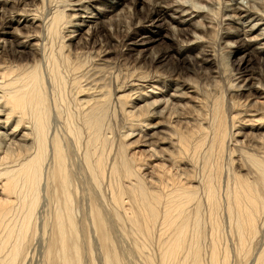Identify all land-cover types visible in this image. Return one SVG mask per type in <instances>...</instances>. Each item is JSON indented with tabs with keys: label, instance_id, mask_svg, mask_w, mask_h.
<instances>
[{
	"label": "bare ground",
	"instance_id": "bare-ground-1",
	"mask_svg": "<svg viewBox=\"0 0 264 264\" xmlns=\"http://www.w3.org/2000/svg\"><path fill=\"white\" fill-rule=\"evenodd\" d=\"M1 1L3 2V0ZM113 1L114 0H109V2L112 3ZM236 1H233L235 4L231 10L234 12L243 10L242 7H240V2L238 3ZM123 4L124 0L117 5L118 8ZM182 4L186 5L185 3ZM76 5L79 6L76 10L79 12L82 11L86 14L85 16L80 15V13L79 15L72 13L64 14V11L57 10V15L52 13L54 14L53 17L50 16L51 18L49 20L52 19V22L50 21L51 23L49 24H51V26L49 25L48 28L47 25L46 29L48 28L49 30H47L52 33H59L60 31L57 29L61 26L59 25L61 24L60 22H64L65 20L66 22L64 25L67 26V22L70 23L67 20H72L71 18H79L81 21L79 20L80 22L78 21L72 25L76 27V29H73L70 32H84L86 37H91L96 26H92L95 27L92 31L89 28L86 32L82 31L83 27H90V23L92 22H95L97 26L103 24L104 14L101 10L96 13L90 12L88 5L82 6L85 9L80 7V3H77ZM195 6L196 5H193V7ZM69 10L76 11L74 9ZM84 10L87 11L85 12ZM154 11L155 9H152L150 10V13H153ZM230 18H232V16ZM246 19H248V17H245V20ZM0 20L2 21L1 24L6 27L13 21L8 15L1 16ZM186 22L188 26H194L193 22L195 21H192V18L181 20V23ZM256 29H258V26L256 28V25L252 24L248 31ZM57 33L55 35H57ZM85 35H82L80 39H84ZM73 37L74 35L71 36L66 34L58 47L59 50L57 53H59L60 56H50L47 58L48 61L46 62V69L51 83L50 85H53L54 88L58 90H62L65 84L66 78L63 71L72 72L73 74L71 84H69V82L68 84L70 86L72 85L71 89L74 91L75 105L77 108L74 107V109L78 110V119L76 118L75 122L68 116L67 119H65V122H63L65 124V132L60 136L61 138L65 136L74 142L77 141L76 143L79 142L78 139L80 136L83 137L82 141H85L86 147L84 148V151H81V149L80 151L83 152V154L85 153L84 163H86L87 166L84 165L87 167L90 177L89 179L90 181H93V183H102L103 180L106 181L105 177L108 176V174L106 173L105 168H107V165L110 168L111 173L108 172L109 177L107 178H110L109 180L111 184H109L108 190H105L109 191L107 197L104 195L106 199H108L106 200L103 197V194L101 198H104L103 200H106L107 202L109 200L111 201L110 206L113 208L112 218H114V221H112L117 222V226L119 223L118 228L121 229L123 223L124 225L125 223L137 225V229L134 228V230H136L135 233L132 231L133 236L131 235L134 243V246L131 248L132 252L136 254L138 259H141V261L146 264H156V260L160 261V264H170L175 261L174 259H176L177 256L181 255L178 253L181 246L187 244L185 245L187 248H184L190 256L188 257L190 258V262H188L190 264H202L199 260L201 246L197 244L198 238L200 237L199 240H201L202 237L200 233L204 232V230H200L201 232L199 233V228L202 226L201 223H205V225L207 224L206 227H211V241L208 240L210 242V253H208L209 251H206L207 255H204L205 252L203 255L207 256L206 258L209 257L208 260L211 261V264H227L229 254L226 250L227 248H223L226 251L223 252V256H220V243H218L216 237V231L220 225L218 220V206L220 201L219 190L221 189L218 190V186L220 185H218L215 180L217 179L221 182L218 178L223 175L222 172L225 169H223V162H221L224 157L223 151L228 147L229 141L237 143V145L243 148L242 152L249 160L247 164L243 161L242 162L246 166L250 165L252 172H247L248 170H245L247 167L244 168L242 163L237 165L239 168L236 173L234 172V178H232V180L234 179V183L229 186H224L225 188L227 187L226 192L224 190L225 194L227 193L225 197H228V208L231 210L235 209L239 212L235 224L238 223L239 226H249L250 228L255 227V221L259 220H256V211H258L264 203V201L261 202L264 196V142L261 137L264 133L262 135L259 133L264 128V106L259 104L258 108H254L244 104L238 99L233 103L234 107H232L234 110H232L233 112L230 113L231 115L227 117L228 119L223 117L226 114L222 115L218 113L221 110H218L217 112L214 109L215 111L213 115L211 114L212 116L207 124L202 125L201 121H198L197 124L194 123V125H190L191 122H185L187 126L186 131L184 132V129H181L182 125H180L181 122L179 123V118H176V120L173 119L174 117H178V114L180 113H178L176 108L177 104L173 102L174 100H178V102L182 100L181 96L183 95L180 96L179 94H184V92H181L183 89L182 86L180 87L174 84V92L170 93L166 89L160 88V85L162 84H159V86L155 87L156 89H159V91L156 92L153 89L154 86H150L151 84L144 89L138 88L137 90V88H133L128 82L129 85L124 87L120 86L118 87L119 89L117 88L114 92L111 90L104 92L106 86H99L97 85L99 82H94V79H97L94 72L89 74V70L84 69V65L79 62H71L72 58L70 59L67 57L69 56L68 53L66 55L64 54V51L67 50V48L65 50L64 48L67 46L69 47V45H66L65 41ZM244 39L249 42L244 45L245 48L239 49L242 53L251 51L250 46H253L251 39H246L245 37ZM150 41H154V39H151ZM142 44H145L146 46L149 45L148 43ZM232 46L235 45L232 44ZM136 48L137 47L133 46L130 50L133 51ZM254 48L257 49L258 47L256 46ZM148 49L149 48L147 47L145 53H140L138 56L140 58L143 57L144 59L147 58L149 53ZM21 52L18 51V53ZM108 52L109 51H106V53ZM16 53L17 51L15 50V54ZM54 53L56 54V52ZM59 60L61 61V64H59ZM42 62L44 63V61ZM38 65L26 66L25 63L9 64L8 67L0 68V114L5 116V118L3 117V123L0 118V129L2 128L7 131L10 128L11 130L10 132H0V264H23L25 262L23 253L31 240L29 233L33 225L32 223L35 222H32V220H34L33 216H35V208L38 206L37 204L40 193L43 191V195H49L52 184H56V186L62 188L61 192L64 197L62 203L59 202L60 206L57 207L58 209L55 212L56 237L55 242L49 251L52 254L53 251H57L59 256H57V259L51 254L49 256L54 264H77L80 261L78 244L79 230H77L79 227L77 225H81L83 222L80 223V219H76L74 215V209L72 206V204H74L72 202L73 191L71 190L72 186L70 187L72 184L70 182L71 179L68 178L66 172L67 166L65 165V154L62 148L63 145L60 144V140L58 139L60 136L57 131H54L49 138L51 132V126L49 124L50 112L54 110L57 115L63 116L65 109H57V107L54 109L47 101L49 92L45 89L44 84V78H47V76H42L41 69L39 70L40 66ZM84 81H87V86H82L81 83ZM94 84L96 85L91 86ZM149 87H152L153 90L151 89V92L148 94L147 88ZM239 91L240 94L243 91H247V99L252 96V91L247 85L237 86V92ZM64 94H66V92ZM167 97L168 99L166 100ZM150 98H154V100L147 102ZM64 102L66 101L64 100ZM141 102H144V104H139ZM254 103L255 104L253 105L255 106L256 102ZM163 104L165 105L163 108L152 112L149 111L151 107H159ZM241 104L243 106H241ZM111 105L115 109L118 106V108L121 109V112L131 121L128 123H131L135 127L132 134H126L128 136L126 137L130 139L129 136H133L134 138L137 137V139L130 142L128 145L138 144L139 146L136 147V150L134 149L135 151L133 153H131L132 150L130 152L131 154H127V147H123L117 152L115 150L116 155L114 154V159L108 157V155L110 156V154H112L113 147L112 150L110 149L111 153L107 154V157L104 158V154L106 153H104V147H106L105 144H109V141L108 139L106 140L107 137H102V126L104 127L106 121L105 118L110 113L109 108ZM169 110L173 111L171 112ZM164 113H166V115L168 114V116L165 115L166 118L172 120V122H169L170 124H165L160 121L153 122L151 125L149 123L145 124L148 119L158 117V114ZM12 126L13 128H11ZM248 129L256 131V133H254L255 135L253 134L250 136L249 133L245 131ZM146 130L147 132L145 133ZM165 130L167 133H165ZM238 130L239 132H237ZM108 131L109 130L106 129V132ZM136 131H138V133H135ZM16 133H19V136L12 142L3 139V136H5L4 138L8 136L13 138L12 136ZM108 136L110 137V135ZM111 145H113V143ZM237 151V149L232 148L231 157L232 155H236ZM47 152H51L52 158L51 162L49 160L50 163H47L46 166L44 163L48 161L46 158ZM185 154H188V157L185 158ZM104 159H107V161L110 159L108 162H111L106 163L107 165H105L106 161ZM239 159L240 158L235 159V162L240 163ZM243 159L244 158H242V160ZM199 161L201 162L200 164H202V171L200 172H202V175L204 176L201 175L203 179H199L201 180V183L197 182L194 177V175H196L194 172L198 169L195 165ZM196 173H198L197 170ZM229 176L231 177V175ZM230 177H228V180ZM215 183L218 185L217 187L215 186ZM99 187L101 188L100 183ZM101 189H104V187ZM199 193H201L202 198L198 197V195H200ZM59 200L60 197L58 201ZM107 202H105V207L108 205ZM56 204L57 203H55V205ZM99 208L92 207L89 209V211L93 210V212L90 213L87 211V213L92 215L89 217V222L86 221V223H84L87 225L89 223L95 231L99 232L101 242L103 241L102 253L100 252L101 264H124L119 259V255L116 251L117 244L115 246L113 243L115 240L112 241L113 236L110 235L108 231L109 224L112 225L113 223L111 220L109 221V219H107L108 217L106 218L103 212L104 209L102 208V211L100 210L101 208ZM202 208L206 209L205 211H208V217L202 215ZM225 213H227V211ZM259 213L260 212H258V214ZM228 214L230 213L228 212ZM110 216L111 215H109V217ZM82 218H84V216ZM112 218L110 217V219ZM113 225L116 226L115 224ZM190 225H194V234H190L191 236H189L188 233V231L192 229L189 230ZM68 228L72 229L71 232L69 231L70 234L67 232ZM235 228H237V226ZM252 230L255 229L253 228ZM127 232L126 234H128ZM244 232L246 231L244 230ZM167 234L172 235L171 240L168 238ZM240 236V243L242 245L245 241V236L243 237L242 234ZM123 237H126V235ZM94 238L96 240L95 235ZM251 238L252 237H250V239ZM167 239H169V241H167ZM151 240L156 243H150ZM97 241L98 238L96 242ZM126 241H128V238ZM207 247H205V250L209 248ZM242 249L243 248H241V250ZM247 249H249V247ZM243 251L242 254H244ZM245 255L247 256V253ZM183 257H185V255L183 256L182 254L180 258ZM221 257H223V261L221 260L222 263L220 261ZM188 258L186 256V259ZM254 261L253 264H264V249Z\"/></svg>",
	"mask_w": 264,
	"mask_h": 264
},
{
	"label": "rangeland",
	"instance_id": "rangeland-1",
	"mask_svg": "<svg viewBox=\"0 0 264 264\" xmlns=\"http://www.w3.org/2000/svg\"><path fill=\"white\" fill-rule=\"evenodd\" d=\"M233 1L236 0H124V4L118 8L117 5H119L122 0H114V4L112 2H109V0H3V2L0 0V17L3 15H8V17L12 18L13 20L7 27L1 24L2 21L0 20V68L8 67L9 64L25 63L26 66L39 64L38 66H40L39 70L41 69L40 71L42 73V76L45 75L44 77L47 76L48 78H44L45 89H47V91L49 92L47 101L54 109L56 107L57 109H65L63 116L57 115L54 110L50 112L49 116V124L51 126L49 138L52 136L54 131H57L58 135L60 136L65 132V124L63 122H65V119H67L68 116L75 122L76 118L78 119V110L74 109V107L76 108L74 91L71 89L72 85H69L71 84L73 74L72 72L63 71V74H65L66 78L65 84L62 90H58L54 88L53 85H50L51 83L49 80V74L46 69V62L48 61L47 58H49L50 56H60V54L57 53V51L59 50L58 47L66 34L71 36L74 35L73 38L65 41L66 45H69V47L67 46L64 48V50L67 48V50L64 51V54L66 55L68 53L69 56L67 57L70 59L72 58L71 62H79L84 65V69L89 70V74L94 72L95 77L97 78L94 79V82H99L97 84L99 86H106L104 88L105 91L103 90L104 92H108L110 90L114 92L118 87H124L129 84L132 85L133 88H137V90L138 88L144 89L146 86H149L151 84L150 86H154L153 89L157 92L159 91V89H156L155 87L159 86V84H162L160 85V88H164L170 93H173L174 84L176 86H182L183 89L181 90V92H184V94L179 93L180 96L183 95L181 96L182 100L179 102L178 100H174L173 102L177 104L176 108L178 110V113H180L178 114V117H174L173 119L176 120V118H179V123L181 122L180 125H182L181 129H184L183 131L185 132L187 122H191L190 125H194V123L197 124L198 121H201L202 125H205L207 124V122H209L215 110L217 112L218 110H221L218 113L222 115L226 114L223 117H226V119H228L227 117H229V115H231L230 113L233 112L232 110H234L233 103L238 99H240L244 104L254 108H258L259 104H262L261 106H264V0H237L236 2H240V7H242L243 9L237 12L231 10L233 8V5L235 4ZM181 2L185 3L186 5L182 4ZM77 3H80V7L88 5V7L90 8V12L96 13L97 11L101 10L104 14L103 24L97 26L95 22H92L90 23V27H83L82 31L86 32L89 28L92 31L93 28H95L92 26H96V29L93 31L91 37H86L84 32H70L73 29H76V27L72 25L79 20L81 21V19L79 18H71L72 20H67L70 22H67V26L64 25L66 22L65 20L64 22L62 21L63 23L60 22L61 24L59 25L61 26L57 29L60 32H56L57 35H55L56 33L54 32H49V25L51 26V24L49 23L52 22V19H49L53 17L54 14L52 13H55V15H57V10L64 11V14L72 13L79 15L80 13V15H86L82 11L81 13L76 10L79 8V6L76 5ZM193 5L196 6L193 7ZM82 8L85 9L84 7ZM69 9H74L76 11H72ZM152 9H155V11L153 13H150V10ZM84 11L86 12L87 10ZM231 16L232 18H230ZM245 17H248V19L245 20ZM185 18H192V21H195L193 22L194 26H188L187 22L181 23V20H185ZM252 24L256 25V28L258 26V29L248 31ZM47 25L48 30L46 29ZM82 35H85V38L81 40L80 38L82 37ZM244 37L246 39H251V43L253 44V46H250L251 48L249 47L251 51L242 53L241 51H239V49L245 48L244 45L249 42L245 41ZM151 39H154V41H150ZM142 43H148L149 45L146 46ZM232 44L235 46H232ZM133 46L137 48L131 51L130 48ZM256 46L258 47V50L254 48ZM147 47L149 48L147 57L148 59H144L143 57L140 58L138 55L140 53H145V49ZM15 50L17 51L16 54ZM18 51L22 52L18 53ZM106 51L109 52L106 53ZM54 52H56V54L58 55H56ZM42 61H44V63ZM59 64H61L60 60ZM86 82L87 81L82 82V86H87ZM95 85L96 84L91 86ZM239 85H247L248 87H250V90L252 91V96L250 98L252 99L246 98L247 91H243L241 94L240 91L237 92V86ZM151 89L152 87L147 88L148 94L151 92ZM65 92L66 94H64ZM60 99L63 103L60 101ZM63 99L67 103L64 102ZM167 99L168 97L166 98V100ZM152 100H154V98L148 99L147 102H150ZM254 102H256L255 106L253 105L255 104ZM139 104L143 105L144 102H141ZM164 106V104L160 105L159 107L153 106L149 109V111L152 112L154 110L161 109ZM241 106L243 105L241 104ZM109 111V115L105 118V128L102 126V137H107L106 140L108 139L109 141V144H105L106 147H104V153L106 152L104 154V158L107 157V154L111 153L112 147V154H110V156L108 155L109 158L111 157L114 159V154L116 155V152L123 147L128 148L127 154L133 153L136 150V147H139L138 144H128L137 139V137L134 138L132 136V138L131 136H129L130 139H128V136L126 134H132V132L135 130V127L131 123H128L131 121L121 112V109H119L118 106L115 109L111 105ZM165 115L166 113L158 114V117L148 119L145 124L149 123L151 125L156 121L170 124L169 122H172V120L170 118H166ZM179 115L183 118H181ZM0 116L3 123V117L5 118V116H3L2 114H0ZM166 116H168V114ZM106 123L108 124V126ZM11 128H13V126ZM106 129L109 130V133L106 132ZM10 131V128L7 131L2 128L0 129V132ZM245 131L249 133L250 136L256 133V131L251 129ZM146 132L147 130L145 131V133ZM237 132H239V130ZM19 133L13 135V138H11V136L4 138L5 136H3V139H7L12 142L16 137L19 136ZM135 133H138V131H136ZM165 133H167L166 130ZM259 133L260 135H262L264 133V128ZM108 135H110V137ZM82 138L83 137L80 136L78 139L80 144L79 142L76 143L77 141L74 142L71 139L66 138L65 136L62 138L60 136V138L58 139L60 140V144L63 145L61 146L65 154V165L67 166L66 172L68 178L71 179L70 182L72 185H70V187L72 186L71 190L73 191V193L71 190L70 191L73 194L72 199L74 201L72 200V202L74 204H72V206L74 209V215L76 219H80V223L83 222L81 223V225L83 224L82 226L80 224L77 225L79 227L77 228V230H79L78 244L80 255V261L77 264H101L100 257L102 253L103 241L101 242L99 232L95 231V229L91 225H89V223L88 225L85 223L86 221L89 222V217H91L92 214L89 215L87 211L90 213L93 212V210L89 211V209H91L92 207H100L101 209H99L102 211L104 209L103 212L106 218L108 217L107 219H109V221H112L114 219L112 218L113 208L110 206L111 201H106L108 199H106V197L109 191H105L108 190V186L109 184H111L109 180L110 178H107L109 177V173H111V170L106 164L110 163L111 161L108 162L110 159H108V161L107 159H104L106 161L105 165H107L105 171L108 176L105 177L106 181L103 180L102 183L99 182L101 184V188L104 187V189H101L99 187V183H93V181H90L89 179L90 177L86 167L87 165L86 163H84L85 153L83 154V152H81L84 151V148L86 147L85 141L83 142ZM261 138H263L262 141L264 142V134ZM111 140L113 145H111ZM232 148H235L238 151L236 152V155H232L231 157ZM242 150L243 148L237 145V143L229 141L228 147H226L223 151L224 157L222 158L223 161H221L223 162V169H225L222 172L223 175L221 174L222 176L218 178L221 180L222 184L217 179L215 180V182L217 181L218 185H220L218 186L215 183V186L219 187L218 190L221 189L219 190L220 201L218 206V220L221 226L218 224L219 230L217 229L216 231V237L218 239V243L221 244H219V251L221 250L220 256H223L222 254L226 250L229 253L227 264H253V262H255L254 260H256V257L264 249V203L263 206H261L263 208L260 207V211H256V220H259L255 221V227H253L255 230H252L253 228H250L249 226L244 227L239 226L238 223L235 224L239 212L235 209L231 210L228 208V197H225L227 194H225L227 187L225 188L224 186H229L234 183V179L232 180V178H234V174L239 168L237 165H240L242 163L244 165V168L247 167L245 168L246 171L248 170L247 172H252V170L250 169V165H245L249 160L248 157L244 155ZM238 153L240 156L238 155ZM186 157H188V154H185V158ZM46 158L48 159V161L46 162V159V163H44V165L47 166V163L51 162V152H47ZM238 158H240V163L235 162V159ZM242 158L244 159L242 160ZM198 163L200 164L201 162H197L195 167L200 170L196 168L195 169L200 176L198 175V173H196L195 170L194 174H196L197 176L194 175V177L197 182L201 183V180L199 179H203L204 176L202 175V172H200L202 171V164H200L199 166ZM229 175H231V177ZM227 176L231 178H229L230 181L228 180ZM196 177L198 180L196 179ZM61 191L62 188L56 186V184H52L49 194L50 196L48 194L46 196L43 195V191L40 193L39 201L37 204L38 206H36L37 209L35 208V216H33L34 220H32V222H35L32 223L33 225L29 233V237L31 238V240L27 245L28 248L26 247L23 253L25 258V262L23 264H54V262L51 261V257L49 255L51 254L56 259L57 256H59L57 251H53V254L55 252L54 255L49 251L51 250L52 245L55 242V212L58 209L57 207L60 206L59 202L62 203L64 197ZM102 194L106 200H103L104 198H101ZM199 194L200 195H198V197L202 198L201 193ZM58 196L60 197L59 201ZM104 201L108 203L107 207L109 206L110 208L105 207L106 205ZM263 201L264 196L261 202ZM55 203L57 204L55 205ZM203 210L205 213L203 212ZM205 210L206 209L202 208L201 213L202 215H204V217H208V211ZM226 211L227 213H225ZM108 212L111 213L109 214ZM228 212L230 214H228ZM258 212L260 213L258 214ZM108 214L111 215L110 217L112 219H110ZM87 215L89 216L86 217ZM83 216L84 218H82ZM113 221L112 223L117 226V222ZM113 224H109L108 231L109 234L113 236V238L111 236L112 241L115 240L113 242L115 246L117 244L116 251L119 255V259L124 264H146L143 263L141 259H138L136 257V254H134L131 250V248L134 246V243L132 241V231L135 233L136 230H134V228L137 229V225H133L130 223H125L124 225L123 223L125 229L122 226L123 228L121 227V230L120 228H118L119 223L117 228ZM201 225V229L199 228V233L203 230L204 232L200 233L202 235L201 240H199L200 237L198 238L197 245L201 246L199 260L202 264H211V261L208 260L209 257L206 258L207 256H204L208 251V253H210L209 241H211V227H206L207 224L205 225V223H201ZM193 226L194 225L189 226V230L192 228L190 231H188L189 236L194 234ZM234 226H237V228H235ZM220 227L222 230L220 229ZM248 227L250 230L248 229ZM71 230L72 229L70 228L67 229L68 234H70ZM125 230L126 232L128 231V234H126ZM244 230L248 233L244 232ZM243 232L245 233V235ZM241 234L243 237L247 236L246 238L244 237L245 241L244 243H242V245L240 243ZM94 235L96 237V240L98 238L97 242L94 238ZM125 235L126 237L128 235V241H126V237H123ZM167 235L171 240L172 235ZM250 237H252L253 239H250ZM169 239H167V241H169ZM150 243L156 242L151 240ZM97 244L100 245L98 246ZM185 245L181 246V249H179L178 253L181 255L178 254L179 256H177V258L174 259L175 261L170 264H178L179 262V264H190V258H188L190 256L185 249L187 248V246ZM207 245L209 248L207 247ZM205 247H207L208 249L205 250ZM248 247L249 249H247ZM223 248L227 249L224 250ZM241 248L243 249L241 250ZM242 251L244 254H242ZM246 253L247 256L245 255ZM182 254L183 256L185 255V257L180 258ZM186 256L188 259H186ZM221 260L223 261V257L220 258V261ZM157 263L160 264V261L156 260V264Z\"/></svg>",
	"mask_w": 264,
	"mask_h": 264
}]
</instances>
